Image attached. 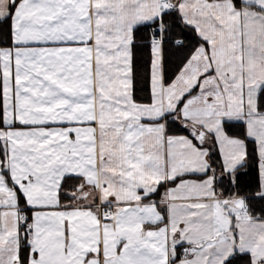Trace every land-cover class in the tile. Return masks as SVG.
Instances as JSON below:
<instances>
[{
	"label": "snow or ice",
	"instance_id": "snow-or-ice-1",
	"mask_svg": "<svg viewBox=\"0 0 264 264\" xmlns=\"http://www.w3.org/2000/svg\"><path fill=\"white\" fill-rule=\"evenodd\" d=\"M0 264H264V0H0Z\"/></svg>",
	"mask_w": 264,
	"mask_h": 264
},
{
	"label": "trees",
	"instance_id": "trees-1",
	"mask_svg": "<svg viewBox=\"0 0 264 264\" xmlns=\"http://www.w3.org/2000/svg\"><path fill=\"white\" fill-rule=\"evenodd\" d=\"M252 179H254V177H247V178H245L246 181L247 180H252Z\"/></svg>",
	"mask_w": 264,
	"mask_h": 264
}]
</instances>
